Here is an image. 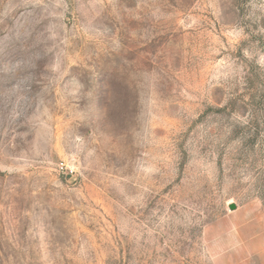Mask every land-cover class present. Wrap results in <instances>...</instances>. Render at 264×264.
Instances as JSON below:
<instances>
[{
	"label": "rangeland",
	"instance_id": "rangeland-1",
	"mask_svg": "<svg viewBox=\"0 0 264 264\" xmlns=\"http://www.w3.org/2000/svg\"><path fill=\"white\" fill-rule=\"evenodd\" d=\"M0 264H264V0H0Z\"/></svg>",
	"mask_w": 264,
	"mask_h": 264
},
{
	"label": "built area",
	"instance_id": "built-area-1",
	"mask_svg": "<svg viewBox=\"0 0 264 264\" xmlns=\"http://www.w3.org/2000/svg\"><path fill=\"white\" fill-rule=\"evenodd\" d=\"M59 169L62 172H69L71 174H73V172H74V170L72 168H70L67 164H65L64 162L59 164Z\"/></svg>",
	"mask_w": 264,
	"mask_h": 264
},
{
	"label": "water",
	"instance_id": "water-1",
	"mask_svg": "<svg viewBox=\"0 0 264 264\" xmlns=\"http://www.w3.org/2000/svg\"><path fill=\"white\" fill-rule=\"evenodd\" d=\"M229 208L231 209V210H234V209H236L237 208V204L236 203H230L229 204Z\"/></svg>",
	"mask_w": 264,
	"mask_h": 264
},
{
	"label": "crops",
	"instance_id": "crops-1",
	"mask_svg": "<svg viewBox=\"0 0 264 264\" xmlns=\"http://www.w3.org/2000/svg\"><path fill=\"white\" fill-rule=\"evenodd\" d=\"M235 210V209H234Z\"/></svg>",
	"mask_w": 264,
	"mask_h": 264
}]
</instances>
